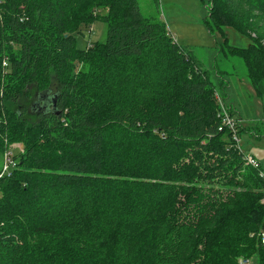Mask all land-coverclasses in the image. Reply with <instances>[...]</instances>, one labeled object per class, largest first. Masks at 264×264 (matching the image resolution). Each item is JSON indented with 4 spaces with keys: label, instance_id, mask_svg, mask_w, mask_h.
Instances as JSON below:
<instances>
[{
    "label": "trees",
    "instance_id": "1",
    "mask_svg": "<svg viewBox=\"0 0 264 264\" xmlns=\"http://www.w3.org/2000/svg\"><path fill=\"white\" fill-rule=\"evenodd\" d=\"M207 10L211 31L251 40L218 53L262 96L264 0ZM97 21L106 42L79 49ZM222 81L139 0H0V153L23 145L0 180V264H53L64 245L83 264H264V170L223 124ZM32 86L49 102L37 124L21 106Z\"/></svg>",
    "mask_w": 264,
    "mask_h": 264
},
{
    "label": "rangeland",
    "instance_id": "2",
    "mask_svg": "<svg viewBox=\"0 0 264 264\" xmlns=\"http://www.w3.org/2000/svg\"><path fill=\"white\" fill-rule=\"evenodd\" d=\"M139 4L144 15L166 24L170 35L180 46L195 50L205 69L212 74L214 82L223 79L226 86L225 105L232 106L235 111L232 120L240 131V147L244 154L255 156L264 170V94L259 96L254 90L245 63L239 55L227 58L218 53V45L224 43L225 38L230 47L238 49L247 48L251 40L233 28H225V36L216 29L211 31L205 22L210 0H160L158 7L152 0H139ZM107 34L108 25L103 21H97L90 28H85L82 34L76 35L77 46L79 49H87L93 43L104 44ZM100 51L101 45L95 47V52L92 54L96 64L101 62ZM78 71L87 73L90 67L81 65ZM38 93L37 88L32 86L29 88V96L21 101V106L28 109L25 117L34 124L40 122L37 117L44 100ZM14 145L12 151L15 154L23 149L22 144ZM3 164L4 153H0V172ZM202 181L201 178L196 179L195 184H201ZM188 187L193 188L192 185ZM201 247L202 245L199 249ZM61 249L63 252L57 253V259L53 264H83L86 260V254H80L65 245ZM91 262L98 264L92 260Z\"/></svg>",
    "mask_w": 264,
    "mask_h": 264
},
{
    "label": "built area",
    "instance_id": "3",
    "mask_svg": "<svg viewBox=\"0 0 264 264\" xmlns=\"http://www.w3.org/2000/svg\"><path fill=\"white\" fill-rule=\"evenodd\" d=\"M216 97L219 100V103L222 108V117H223V124L227 126L234 134V140L238 144V147L240 146V137L237 135V129H236V123L232 120V117L227 112L226 106L224 102L220 99V96L218 92L216 93ZM222 128H220V131ZM245 161L247 165L255 168V169H261L262 166L259 163V161L250 154H245ZM18 168V160L15 156V152L12 151V148H7L4 152V164L3 169L0 172V180L4 178L5 176H10L12 172ZM264 203V200H263ZM262 244H264V233L262 234ZM240 264H257L252 259H241Z\"/></svg>",
    "mask_w": 264,
    "mask_h": 264
},
{
    "label": "water",
    "instance_id": "4",
    "mask_svg": "<svg viewBox=\"0 0 264 264\" xmlns=\"http://www.w3.org/2000/svg\"><path fill=\"white\" fill-rule=\"evenodd\" d=\"M43 102V106L41 107V109H44L48 106L49 102L46 100V101H42Z\"/></svg>",
    "mask_w": 264,
    "mask_h": 264
}]
</instances>
